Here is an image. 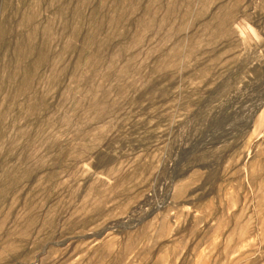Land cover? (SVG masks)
<instances>
[{
  "label": "rangeland",
  "instance_id": "rangeland-1",
  "mask_svg": "<svg viewBox=\"0 0 264 264\" xmlns=\"http://www.w3.org/2000/svg\"><path fill=\"white\" fill-rule=\"evenodd\" d=\"M0 264H264V0H0Z\"/></svg>",
  "mask_w": 264,
  "mask_h": 264
}]
</instances>
